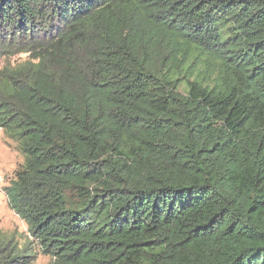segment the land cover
I'll list each match as a JSON object with an SVG mask.
<instances>
[{
	"label": "trees",
	"instance_id": "obj_1",
	"mask_svg": "<svg viewBox=\"0 0 264 264\" xmlns=\"http://www.w3.org/2000/svg\"><path fill=\"white\" fill-rule=\"evenodd\" d=\"M0 57V264H264V0H0Z\"/></svg>",
	"mask_w": 264,
	"mask_h": 264
},
{
	"label": "rangeland",
	"instance_id": "obj_2",
	"mask_svg": "<svg viewBox=\"0 0 264 264\" xmlns=\"http://www.w3.org/2000/svg\"><path fill=\"white\" fill-rule=\"evenodd\" d=\"M25 58L24 54L16 55L12 57V60L16 58ZM6 57H0V67L4 64ZM23 155L18 149L16 142L8 138L4 131L0 128V175L3 178L0 183V234L16 235L17 240L21 243L27 240L28 236L27 225L16 214L9 203V199L4 191V187L10 183L13 178L14 171L17 166L23 162ZM35 257V264H49L51 257L44 254L38 248ZM34 254V252H32Z\"/></svg>",
	"mask_w": 264,
	"mask_h": 264
},
{
	"label": "built area",
	"instance_id": "obj_3",
	"mask_svg": "<svg viewBox=\"0 0 264 264\" xmlns=\"http://www.w3.org/2000/svg\"><path fill=\"white\" fill-rule=\"evenodd\" d=\"M2 182V176L0 175V183Z\"/></svg>",
	"mask_w": 264,
	"mask_h": 264
},
{
	"label": "clouds",
	"instance_id": "obj_4",
	"mask_svg": "<svg viewBox=\"0 0 264 264\" xmlns=\"http://www.w3.org/2000/svg\"><path fill=\"white\" fill-rule=\"evenodd\" d=\"M2 181H3V178H2ZM2 183V182H1Z\"/></svg>",
	"mask_w": 264,
	"mask_h": 264
}]
</instances>
